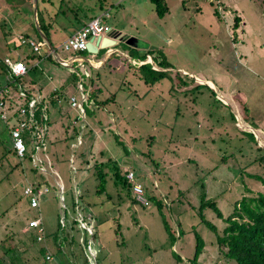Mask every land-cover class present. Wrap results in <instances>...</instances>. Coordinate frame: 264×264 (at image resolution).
Returning <instances> with one entry per match:
<instances>
[{
    "label": "rangeland",
    "instance_id": "374dc122",
    "mask_svg": "<svg viewBox=\"0 0 264 264\" xmlns=\"http://www.w3.org/2000/svg\"><path fill=\"white\" fill-rule=\"evenodd\" d=\"M24 2L0 0V59L15 58L24 49L20 44L24 36L19 35L21 29L27 23L36 27L35 2L32 9ZM48 2L52 8L68 12L71 19L72 10L92 14L101 12L100 8L108 10L109 25L121 28L128 36L118 39L106 64L97 69L86 64L93 100L89 105L84 102L85 113L79 117L68 100L70 95L80 98L78 85L84 79L81 67L74 62L72 72L61 68L54 54V60L44 62L46 69V64L54 65L53 71L48 70L52 74L57 71V78H67L69 94L62 102L68 105L69 116L56 131L58 137L51 143L56 146H48V139L47 152L42 157L38 155L37 163L41 166L38 172L44 176L36 173L37 180L45 178L50 185L48 194L40 199V210L29 207L21 195L29 172L17 166L7 148L0 145V236L9 234L8 226L13 221H7L20 216L22 221L17 219L13 223L15 228L9 226L13 231L24 230L30 218H40L47 232H57L59 219L66 212L68 222L59 233L60 236L73 233L81 244L73 248L74 258L84 251L82 229L87 227L89 242L93 233L96 239L95 247L87 246L86 250L92 257L98 255L101 264H191L187 257L194 253L196 230L204 241L199 264H227L216 234L207 223L221 233L236 202L244 195L264 192V183L250 177L260 172L264 175L258 165L251 164L256 156L255 145L246 144L244 135L235 131L234 123L227 119L231 110L236 117L235 125L252 132L258 145L264 147V0H165L168 11L162 17L156 14L150 0H37V8L41 11ZM26 11L32 13L30 18L25 16ZM65 22L66 30L59 25L52 27L57 39L77 20ZM129 36L138 40L133 41L134 51L154 49L157 59L163 58L171 67H161L152 55L144 60L132 58L128 51L131 47L126 44ZM53 42L57 48L58 41ZM56 52L61 57L68 56L61 47ZM106 52V48L100 49L96 57L103 58ZM76 54L91 56L88 51ZM241 55L245 58L241 59ZM33 60L30 59L31 64ZM145 63L167 71L171 79L145 83L137 70ZM197 84L214 90L217 99L227 106L215 107L210 91L204 86L199 87L202 94L197 98V91L190 92ZM39 88L36 86L34 90ZM53 111L50 107L49 124L57 127ZM4 144L9 148L10 138ZM108 161L116 162L123 174L132 171L148 196L163 200L171 226L176 233L183 229L173 245L157 204L151 200L147 205L141 204L132 187L128 190L115 184L109 167L104 168L108 173L105 191L98 192L96 166ZM60 193L66 208L59 199ZM202 194L205 201L216 203L221 218L208 205L199 215ZM75 219L77 225L73 223ZM173 252L184 260L177 263Z\"/></svg>",
    "mask_w": 264,
    "mask_h": 264
},
{
    "label": "trees",
    "instance_id": "16d2710c",
    "mask_svg": "<svg viewBox=\"0 0 264 264\" xmlns=\"http://www.w3.org/2000/svg\"><path fill=\"white\" fill-rule=\"evenodd\" d=\"M24 1H29V0H24ZM150 2L153 4V8L159 17L164 16L168 11V6L165 0H150ZM12 10L15 11L16 10L15 7L12 6ZM9 16L10 15H7V17ZM38 21H39V28L48 38L49 37V31L47 29L48 24L45 22L44 15L41 11H38ZM1 24L2 25L6 24V21H1ZM35 35L38 41L42 40L41 34L38 30H35ZM46 47L47 45L45 44V48ZM137 52L134 50L129 51L130 56L132 58H138V60H144L148 55H152L155 62L156 60H158L157 59L158 56H155L154 54L155 53L154 49L148 48L145 52L144 51H141L140 53ZM44 53L46 54L48 52H44ZM43 54L41 53V49L38 55L37 53L31 51L30 58H38L39 60L45 56V54L44 55ZM159 54H160L159 57L162 58L163 54L161 53ZM46 55L47 57H50V59H52V54L51 55L46 54ZM5 60L6 59H0V91L3 89L2 87L6 84L7 85L10 84L13 86L9 88L10 91L8 93H5L3 91L0 92V102L3 103L2 105L3 107L0 108V145L2 147L7 148L8 151L7 154L11 155L14 158V160H16L17 166L21 165L23 169L24 168L27 169V171L30 174L28 180L29 182H31L32 184H36L37 187H43V186L50 187L47 179L44 178L43 180H41V182H38L37 180L38 177L36 176V173L41 174V172H38V168L34 166L32 163L33 158L31 156L32 150L30 147L31 136L28 130L25 132V135H27V137L25 138V145L27 151L22 159L19 158L12 145L9 146L8 148L4 144V141H6V139L8 138V133H9V127L7 121H10L13 118L12 115L17 105H21V104L26 105L27 103L26 101L27 98L20 99L17 96V90H18L17 84H20L22 88L27 89L28 90L27 92L30 95L38 84L37 83L38 79L34 76V72L38 69L40 71V68L39 66L37 67L32 65L29 66L30 63H24L28 69L26 74L19 77L14 82V81H10L8 78L10 69L9 66L6 64ZM157 62H158L157 64L163 68L171 67L163 58L161 61L158 60ZM137 70L140 72L141 78L145 81V83L148 84H154L155 82L159 81L162 78L171 79L167 71L156 70L152 68V65L150 63H145L140 65L137 68ZM87 80H89V78L87 79L84 75V79H83V82L85 81L84 91L87 92L88 101H90L92 99L91 97L93 94L90 93ZM90 82H93L92 78H90ZM183 82L185 83V81ZM201 86L206 87L210 91L209 97H212L211 102L212 103L214 102L215 107H217L218 109H222L219 106H223V107L227 106L226 104L222 103L219 99H217L215 91L210 89L207 85L197 84L193 89L190 90V92L195 93V91H197L199 94L196 95V97L197 98L201 97L202 92L201 91L199 92V87ZM44 101L45 100L43 99L42 103H38L37 105L35 111L36 119H41L43 113L45 112L43 110V107H45ZM243 108L246 112H248L246 105H244ZM227 113L229 114V118L227 117L226 118L230 122L234 123L233 129L235 131L242 134V136L244 135V138H246L245 143L248 144V142H250L253 143V145H255L256 156L252 159L251 164L254 162L256 165H258L257 168L262 169V174H263L264 147L258 145L255 135L252 132L240 130L237 127V125H235L236 117L231 110L228 111ZM2 114L5 115V118L2 117ZM221 115L223 114L218 115L219 119ZM47 139L48 136L46 138V146L48 141ZM116 140L120 142L118 137H116ZM243 144L244 143H242V145ZM246 144L244 146H246ZM44 152H47V149L43 151V153ZM105 167H109L113 171V176H114L113 180L115 184H121L123 187L128 188V190H130L132 186L128 182V179L126 177L127 173L126 174L121 173L120 166L116 162L108 161V162H102L96 166L97 169L96 174L100 181L99 190H98L99 193L105 191L104 188V184L106 182L105 178L106 176H108L107 171H104ZM260 173L253 175L250 174V177H256L257 179H260L264 183V175H261ZM41 175L44 176L43 173ZM143 189L146 200L147 201L151 200L155 202L157 204L158 211L162 213L164 228L166 230L168 240L172 241L171 245H173L176 238H178L181 235L182 228L181 229L179 228L180 230H177L179 233L178 235V233H176L175 229L169 223L170 222L169 219L166 217L167 213L164 211L166 205L165 203H163V200L153 195L148 196L147 193L145 192V187H143ZM47 194H45L43 198ZM203 198L204 195L202 194L200 200L201 206L199 208V215H201L202 209L206 205H208L216 213L217 217L221 218L222 213L220 209L217 207L216 203L214 201H205ZM76 202H78L77 199ZM233 207H234L233 213H231L228 217L225 218L226 226L223 228L221 233H219L216 230L215 226H213L211 223L209 222L207 223V225L216 234V242L220 248L221 253L223 254L225 262L227 264H264V192H259L256 196H250V197L244 195L238 203L236 202L233 205ZM6 212L7 211H5L3 215L6 214ZM13 223H15V219L13 220ZM73 223L77 225L78 222L75 219L73 220ZM12 224L9 223V226L15 228L14 227L15 225ZM9 226H8L9 234L6 235L5 237L0 236V264H101V260L98 257V255L92 257L89 251L86 250L87 246H90L91 248L95 247L93 241L96 239L95 233H93L92 240L91 242H89V235L87 234L88 231L86 228H84L85 230L82 229L84 233L82 239L84 251L83 253H81L80 256H78V258L76 257L74 258L76 252L75 250H73V248H75V246L79 247V245L81 244L74 237L73 233L71 234L67 233L63 236H60L59 223H58L57 232H52V231L47 232L44 228V233H43L45 236L44 244H39L35 240V236H36L35 229L30 230L25 227L24 229L25 231L24 230L16 231V229L13 231L12 229L9 228ZM194 238H195L194 253L192 256L187 257V259L191 264H199L198 259L201 253L203 252L204 241L196 230L194 231ZM67 246H69L68 250L66 248ZM50 248H52V252L50 251ZM46 251H50V253L53 255L52 261H49L45 258ZM172 256L177 263L182 262L184 260V257H182V255H179L175 252H173Z\"/></svg>",
    "mask_w": 264,
    "mask_h": 264
},
{
    "label": "built area",
    "instance_id": "2783aa9c",
    "mask_svg": "<svg viewBox=\"0 0 264 264\" xmlns=\"http://www.w3.org/2000/svg\"><path fill=\"white\" fill-rule=\"evenodd\" d=\"M105 18L106 17L104 14H99L93 17L82 27L77 29L73 34H71L66 40H64L60 47L65 52L75 53V54L76 52L86 50L87 43L91 38L102 37L104 34H107L110 31L109 26L105 22ZM21 43L27 45L32 49V51L36 53L40 52V47L43 44L42 42H36L30 38H25V37H21ZM5 62L10 69L8 75L10 81L15 82L16 79L25 75L28 70L27 66L21 61H11L9 59H6ZM60 62L63 65H67L68 63L71 64L73 62H78V66L81 67L85 77L88 76L87 72L85 71V65L83 64L84 63L83 59L74 58L70 62H68V60L66 59H62ZM81 81L82 78L79 81V85H78L80 91L82 92L80 98L71 96L69 98V103L73 108L77 109L79 112L81 111L80 113L84 114L85 112L83 109V103L88 100V95L87 92L83 90ZM17 86H18L17 96L20 99L27 98L26 99L27 103L26 105L21 104L16 106L12 115L13 118L10 121L6 120L9 127L10 138L12 140V146L16 151L17 155L19 156V158L22 159L27 151L25 145V138L27 137V135H25V132L28 130L31 136V143L33 145L32 153H31V156L33 158L32 163L34 166L40 169L41 166L38 165L37 162H38V157L39 156L42 157V155L44 154L43 151L46 150V138L48 135L49 124H48V115L46 112L43 113L41 119H36L35 111L38 103H42L44 97H42V94L37 90H33L32 93L29 95L27 89L22 88L20 84H17ZM1 91L8 93L10 89L3 87ZM60 101H62V99H59V102ZM2 105L3 103L0 102V108L3 107ZM44 109L45 107H43V110ZM2 117L5 118V115L2 114ZM126 177L128 179V182L132 184L131 185L132 190L134 195L136 196V199L140 203L147 205L148 202L145 198L144 195L145 193L142 184L133 178L132 171L129 174H126ZM48 192H49V187L47 186L37 187L36 184H31V185L28 184L23 187V195L29 199V207L38 208L39 210L41 207L40 199H43V196ZM60 192L63 193V190H60ZM61 193H60V198H63V196H61ZM63 206H65L66 208L64 202H63ZM61 216L62 218L59 219V224H60L59 229L62 231L65 225H67L68 214L66 215L65 212ZM26 228L30 230L35 229L36 232L35 240L37 242L45 241V236L43 234L44 226L40 218L29 219ZM86 229L88 228L86 227ZM90 233H92V231H90ZM88 247L91 248L90 246ZM45 258L47 260L49 259L52 260L53 255L49 251H46Z\"/></svg>",
    "mask_w": 264,
    "mask_h": 264
},
{
    "label": "crops",
    "instance_id": "0c3cea01",
    "mask_svg": "<svg viewBox=\"0 0 264 264\" xmlns=\"http://www.w3.org/2000/svg\"><path fill=\"white\" fill-rule=\"evenodd\" d=\"M63 1V0H62ZM34 2H35V7H33L34 6ZM37 0H29V1H26V2H24L25 3V6L26 5H28L29 6V8L30 9H32V7H33V9H34V13H35V15H36V27H35V25L34 24H30V23H27V25L23 28V29H21V32H19L20 34L19 35H24L23 37H25V38H30V39H32V40H34V41H36V42H42L43 44L41 45V47H40V49H41V53L43 54L44 52H43V47L45 48V44L47 45V47L45 48V49H47L48 50V52H50V53H46V54H48V55H51V54H54L55 55V57H56V59H57V62L59 63V65H60V67L61 68H66L68 71H70V72H72V67L73 66H75L74 65V62L73 63H68L67 65H63L61 62H60V59L62 60V59H66V60H68V62H70L71 60H73L74 58H79V59H83L84 60V65H85V71H87L88 72V68H87V65L89 64V66H91L93 69H97V68H100L101 66H103L104 64H106L107 62H108V60H109V53L111 52V51H113L114 50V48H113V46H116L117 44H115V45H112L111 47H108L106 50H107V52H106V54H105V56L103 57V58H101V57H96V56H98L99 55V52H100V49H99V47H97L98 48V51H97V53H90L91 54V56L90 57H87V56H84V55H81V54H73V55H71L70 53H68V56H66V57H68V58H66V57H61L57 52H56V49L58 48V47H60L61 46V44L63 43V41L64 40H66L71 34H73L77 29H79L80 27H82L85 23H87L90 19H92L93 17H95V16H97V15H99V14H104L105 15V22H106V24L109 26V28H110V31L107 33V34H104L102 37V39H104V37H107L108 36V38L109 39H111V40H116V41H118V39H120L123 35H126L125 33L123 34V31H121L120 29L121 28H119V29H116V28H114V27H112L111 25H109V22H107V15L109 14V11L108 10H103V8H100V11L101 12H99V13H97V14H92L91 12H89L88 11V13L87 12H85V11H83V10H81V11H79V10H77L76 12H73V10H72V19L71 18H69L70 16H68L67 15V13L68 12H66V11H64L62 8H58V7H54V8H52V4H50V2H48L47 3V6H44L43 7V9H41V12L43 13V15H44V19H45V22L48 24V27H47V29H48V31H49V37L47 38L48 39V41H49V43H50V45L45 41V39L44 38H42V40L41 41H38L37 40V37H36V35H35V30H38L39 31V21H38V11H40L38 8H37ZM62 4H63V2H61ZM50 4V5H49ZM13 6V5H12ZM0 8H1V6H0ZM3 9H5V7L3 8ZM43 10H45V11H43ZM79 11V12H78ZM27 12V14L25 15V16H27V17H31V15H32V13L30 12V11H26ZM58 18H61L63 21H61V22H59L58 20ZM73 20V21H75V20H77V22L75 23V24H73V25H71V28H70V30L61 38V39H57V37L55 36V35H53L52 34V27H53V25H59V26H61L62 28L63 27H65V30H66V22H65V20ZM30 22V21H29ZM30 24V25H29ZM33 28H34V30H33ZM42 32V31H41ZM43 33V32H42ZM41 34V33H40ZM44 34V33H43ZM109 35H111V36H109ZM126 36H128V35H126ZM129 37H131V36H129ZM134 38H136L135 36H133ZM57 40L58 42V46H57V48L55 47V44H54V42H53V40ZM136 40H137V38H136ZM138 41V40H137ZM120 42H121V40H120ZM22 46H24V49L20 52V53H18V54H16L15 55V58H12V57H10V56H5L4 57V59H9V60H11V61H21V62H23V63H30V59H34L33 61H32V64L30 63L29 64V66L30 65H32V66H39V68H40V71H39V69L38 70H36L35 72H34V76L38 79V81H37V86H39L40 88H39V90H37V91H39L41 94H42V97H44L43 99L45 100L44 101V104H45V109H44V111L47 113V115H48V124H49V121L51 120L50 119V114H49V108L50 107H52V109H54V111L52 112V119L58 124V126L57 127H52L50 124H49V129H48V133H49V137H48V139H49V141H48V146H50V145H55V144H51V143H53L52 141L53 140H56V137H58V133L56 132L58 129H61L63 126H64V124L66 123V121H67V118H68V114H69V112H68V110H67V104L65 105L64 104V101L62 102V101H60L59 102V99H62L63 100V98L65 97H67L68 96V94H69V87L67 86V84H68V82H67V78L66 77H56V73L55 72H57V71H55L53 74L52 73H50L49 72V70L50 71H53L52 69H53V66L54 65H52V63L51 64H46V67H47V69L45 68V63H46V60H49L50 62L53 60V59H50V57H47V55L45 54V56L42 58V59H39L38 60V58H30V54H31V51H32V49L30 48V47H28L27 45H24V44H22V43H20ZM128 45H130V47L131 48H129L128 49V51H132V50H134L135 48L134 47H136L134 44L133 45H131V44H128ZM243 45V44H242ZM99 46V45H98ZM112 48V49H111ZM87 51V50H86ZM32 52H34V51H32ZM47 52V51H46ZM34 53H36V52H34ZM39 53H37V55H38ZM43 54V55H44ZM241 59L242 58H245V56L244 55H241V57H240ZM98 61V62H97ZM45 62V63H44ZM77 64H78V62H77ZM87 64V65H86ZM103 64V65H102ZM76 69H77V67H75ZM49 69V70H48ZM90 72V71H89ZM57 74H60V73H57ZM208 81H210V82H212V80H208ZM83 80H82V86H83V90H84V85H83ZM213 83V82H212ZM13 85H4L3 87L4 88H11ZM44 86H50L49 88H45ZM2 87V88H3ZM81 94H82V92L80 91V96H81ZM86 95V94H85ZM88 95V94H87ZM71 96H75V95H70L69 96V98L71 97ZM76 97V96H75ZM67 99V98H66ZM88 105H89V101L87 100V101H85ZM68 103H69V100H68ZM70 104V103H69ZM84 104V103H83ZM18 106V105H17ZM84 109V108H83ZM76 111H77V113H78V117H79V115H80V112L76 109ZM84 112H85V109H84ZM56 123H54V124H56ZM258 130H261L260 128H257ZM51 133V134H50ZM48 136V135H47ZM8 138H10V135H9V133H8ZM7 138V139H8ZM60 138H62V136L60 135ZM47 139V140H48ZM10 140H11V138H10ZM57 140H62V139H57ZM11 142H12V140H11ZM12 145V144H11ZM30 147H31V150H32V143L30 142ZM48 151H49V148H48ZM54 156H56L55 154H54ZM56 161H57V158H56ZM71 161H72V157H71ZM80 165V164H79ZM81 178H83V177H81ZM31 185L32 183L31 182H29L28 180L26 181V184H24V186L25 185ZM23 186V187H24ZM50 191V190H49ZM63 194V193H62ZM21 195L24 197V198H26V202L28 201V204H29V199L27 198V197H25L24 195H23V188H22V192H21ZM59 199H61V201L62 202H64L65 203V205H66V207H67V204H66V202H65V198H64V196H63V198H59ZM20 207H22L21 205H20ZM21 209V208H20ZM17 211V210H16ZM18 214V213H17ZM68 216H69V213H68ZM16 219H18V218H15V221H17ZM19 219H20V221H22V218H21V216L19 217ZM18 219V220H19ZM30 219H32V218H30ZM14 220V219H13ZM13 220H10V221H7V222H11V221H13ZM27 224H28V222H27ZM25 226H24V229H25V227L27 226L26 224H24ZM95 257V256H94Z\"/></svg>",
    "mask_w": 264,
    "mask_h": 264
},
{
    "label": "water",
    "instance_id": "95a60500",
    "mask_svg": "<svg viewBox=\"0 0 264 264\" xmlns=\"http://www.w3.org/2000/svg\"><path fill=\"white\" fill-rule=\"evenodd\" d=\"M39 32L41 33V37L45 39V41L50 45L47 37L41 32V29L39 28ZM103 37H98V38H91L89 40V42L87 43V46H86V50L89 52V53H97L98 51V48L99 49H104V48H108V47H111L112 45H115L118 43V41L116 40H111L109 39L108 37H104V39H102ZM133 41H136V38L134 37H129L127 40H126V44H133ZM99 45V46H98ZM51 46V45H50ZM112 52L109 53V56L111 55ZM61 61V59H60ZM57 259V257H56Z\"/></svg>",
    "mask_w": 264,
    "mask_h": 264
}]
</instances>
